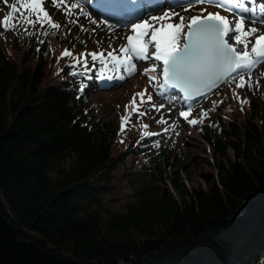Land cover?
Returning a JSON list of instances; mask_svg holds the SVG:
<instances>
[{"label":"trees","instance_id":"trees-1","mask_svg":"<svg viewBox=\"0 0 264 264\" xmlns=\"http://www.w3.org/2000/svg\"><path fill=\"white\" fill-rule=\"evenodd\" d=\"M15 20L11 35L0 28V210L20 238L100 264H264V209L233 226L209 221L264 187V91L239 111L228 101L237 100L236 82H224L220 117L186 122L211 147L214 170L189 188L183 153L148 150L151 139L134 121L132 139L118 144L122 121L89 117L79 91L88 82L70 74L68 57L58 59L66 47L87 46L86 32L36 23L28 35ZM55 54L62 69L52 74ZM120 165L130 166L123 176L135 199L111 211L103 199ZM166 180L174 194L156 184Z\"/></svg>","mask_w":264,"mask_h":264},{"label":"snow or ice","instance_id":"snow-or-ice-1","mask_svg":"<svg viewBox=\"0 0 264 264\" xmlns=\"http://www.w3.org/2000/svg\"><path fill=\"white\" fill-rule=\"evenodd\" d=\"M20 7L27 11L25 23V32L28 35L35 33L28 32L27 26H34L39 23L41 28L47 24L51 29H59L61 25L53 22L51 16L43 7L46 0H17ZM17 2L10 5L11 12L3 18V27L14 29L17 25L10 23L13 14L18 11ZM66 0H52V3L59 7ZM7 3V0H5ZM251 0H173L167 7L161 6L158 14L145 12L138 15L139 5L133 6L132 0H99L96 5L98 17H109L116 20V24L109 23L106 18H93L90 12L79 3H71L67 8L69 16L74 14L73 10L79 8L77 15L88 18L89 23L106 29L108 32L115 33L117 24L122 20H128L130 24L129 33L121 38L126 40L118 52L116 49L107 51H94L90 53H81L73 64L70 65L72 76L77 75L76 65L83 66L82 74L90 73L92 69L97 68L99 63L100 80H119L122 81L126 76L130 77L137 71V62L153 60L154 63L148 71L155 72L156 68L161 67L158 75L149 77L150 83L159 80L157 85L158 94L166 100H173L175 97L170 93L179 90L183 94V100L188 103L187 111H181L179 115L183 117L190 125H197L202 122V118L207 116V111L202 113L201 119H188L193 110L191 102L197 97L206 96L221 82H236L238 88H244L245 84L249 89L253 88L251 83V72L256 66L264 62V32H260L257 27L245 28V21L250 18L253 23L257 20L264 22V4L257 7H249ZM208 4L216 6L232 14V18L222 15L220 11L215 13L208 12L206 8H201L200 14L185 17L175 11V7H180L183 11H188L195 5ZM187 5V6H185ZM206 13V14H205ZM23 15V13H21ZM33 16L35 19H33ZM178 21L174 22V18ZM129 18H135L136 22H131ZM73 23L77 21H72ZM121 26H124L121 24ZM82 31H88L81 26ZM93 28L91 31H95ZM259 32V34H257ZM47 36L51 33L45 31L42 33ZM255 37L254 42L250 39ZM183 40L181 44L180 41ZM234 41L230 43L229 41ZM43 43V41H41ZM243 45V51L238 50V46ZM154 51L149 55V48ZM73 53L65 49L62 57H71ZM91 58L92 67L89 68ZM156 62H160L157 64ZM249 79L246 81L245 76ZM92 79V76H87ZM259 81H257V86ZM84 85L79 87L83 91ZM146 91V90H145ZM140 97V103L137 104L136 96ZM237 99L239 96L234 93ZM145 92L137 93L133 96L130 104L132 111L145 115L140 111L143 104L146 103ZM151 95L147 96V101H152ZM247 100H241V104L247 103ZM127 110V105L125 106ZM152 108H164V104ZM215 107V102L213 103ZM242 110V109H241ZM170 111V109H169ZM121 130L130 122L128 115L121 117ZM163 117L157 123H164ZM145 129L149 126L143 125ZM167 131V129H164ZM143 135H159L158 133L145 132ZM143 138V137H142Z\"/></svg>","mask_w":264,"mask_h":264},{"label":"rangeland","instance_id":"rangeland-1","mask_svg":"<svg viewBox=\"0 0 264 264\" xmlns=\"http://www.w3.org/2000/svg\"><path fill=\"white\" fill-rule=\"evenodd\" d=\"M170 1L171 0H167L168 4L170 3ZM14 2H17V0H7V3H5V0H0V28L5 30L8 35H11L14 30H16V27L14 29L10 28L6 30L1 23L2 16H4L6 10L4 6L7 7L6 15H9V13L11 12L10 5ZM71 3H79L83 5V7H85L90 12V15H92L93 18H103L98 17L97 14L92 11L91 8V4H98L99 0H66V2L60 4L59 7L55 6L52 3V0H46V2L43 4V7L48 12L49 16H51L53 22L59 23L61 25V27L58 30L56 29V31L62 33L66 25L72 28L79 29H81V26H83L85 29H88V31L84 32H86L87 34L86 42H90L92 46L91 52L103 50L105 56L107 55V51H110L112 49H116L118 52L119 47L122 44L126 43V40L122 39L121 37L125 34H130V24H123L124 26L117 24L115 33L108 32L102 27L90 24L88 18L77 15L79 13V8L73 10L74 14L72 16H69L67 8ZM262 4H264V0H251L249 7H257ZM167 5L165 7H167ZM206 5H195L188 11H183L180 7L177 6L175 7V11L185 17H191L192 15L200 14L201 8H206L208 12L215 13L217 11H220L222 15L229 16V18H232L231 13L219 9L213 5H210L211 7H208ZM17 8L18 11L13 14V19L10 21V23H14L15 19L18 16L22 15L21 13H23V15L20 17L21 19L25 20L27 16V11L21 8L18 2ZM148 13L158 14V10ZM33 19H35L34 16ZM72 21L77 22L73 23ZM176 21H178V17L174 18V22ZM109 23L116 24V22H113L111 20H109ZM252 26L257 27L260 32H264V22H260L259 20H257L255 23H253L250 18H247L245 21V28L247 29L248 27ZM93 28L96 29L94 32L91 31V29ZM257 34H259V32ZM250 39L252 40V42H254L255 37L253 36ZM230 42L234 41L230 40ZM180 43L182 44L183 40H181ZM4 45L10 47V44L8 43ZM65 49L72 51L69 48H64L63 52ZM238 50L243 51V45H239ZM152 51H154V48H151L149 55ZM20 53L21 52L18 53L16 51V53L14 52V55H18ZM61 54L58 55V59L64 58L61 56ZM79 56L80 55H77L76 57L71 56L68 57V59L69 61L74 62V60ZM56 57L57 54H55L54 62H56L54 63L52 70L50 68V70L48 69L49 73L53 74V71H55L56 69H58V71L62 69V62L56 60ZM133 62L137 65L136 73L131 75L130 77L126 76L125 79L122 81H108L97 79L96 77L99 74L100 67L99 63L97 62V68L92 69V71L90 72L92 79H89V83L84 86L82 92L80 91V95L82 96V99L85 103L84 107L88 112L89 117L93 120L103 121L111 126H115L118 125V123L121 121V117L123 116V110L126 111L125 106L127 105L128 114L130 113V122L129 124L125 125L127 126V128H125V134H118L116 142H118V144H126L128 141H130L132 139V128H134L133 124L135 123L136 125L141 127L139 128V131L142 136L151 137V140L149 141L150 145L148 150L159 152L162 154L183 153V155L186 156L184 159L185 166L182 174L187 187L190 188L195 185L203 186L205 183V176L214 172L212 168L213 166L209 164V161H212V151L210 149L211 147L206 142H204V140L199 135H197L195 131H193L192 129H187V121L179 115L181 111H187L189 102L184 101L181 93L177 90L170 93V95H173L175 97V99L171 101L166 100L164 97L158 94L157 85L159 83V80L152 81L150 83L149 77L153 75H158L162 70L161 67L158 66L155 72L148 71L145 74V69H149L151 67V65L154 63L153 60L137 62L134 59ZM156 63L159 64L160 62ZM88 66L89 68H91L92 63L89 62ZM76 69L82 73L84 72L82 64L76 65ZM86 74L88 75V73ZM245 77L249 79L247 75ZM69 79L73 80L72 78ZM257 81H259L258 86ZM251 83L253 84V88L249 89L248 87H246L244 90L238 88L235 83L233 89L238 91L239 99L236 98L237 100H228L229 105H232L233 108L238 107V110L240 111L239 108L244 109L248 106L249 99L253 95V93L260 94L264 91V62L258 64L256 68L252 70ZM215 90V92L211 91L203 99L197 102L200 103V106L195 110V113H193L194 109L192 110V112L188 116V119H201L202 113L205 111H207L208 115L203 117L202 120H204L205 118L214 119L220 117L217 112V108L219 105H221V99L225 96V88L222 85L221 87H218ZM140 92H145L144 99L146 103L143 104L140 108V111L145 113V115L143 116H140L137 112H133V106L130 104V101L133 99V96ZM148 95H151L153 97L152 101L150 102L147 101ZM207 97L208 100L204 101ZM209 98L211 99L209 100ZM241 100H247L248 102L241 104ZM136 101H138L137 104L140 103V97L138 95L136 96ZM214 102L215 107H213ZM153 103L157 106H159L160 104H164L165 107L159 108V110H157V108L151 107ZM191 104L193 105V101L191 102ZM238 110L234 112H237V114H239L240 112ZM161 117H163L164 121L166 122L157 123V121L161 120ZM132 121H134L133 124H131ZM145 124L149 126L147 129L143 127V125ZM164 129H167V131H164ZM145 132L158 133L159 135H143ZM129 167L130 166L120 165L115 171L113 191L112 193L105 195L103 199L104 202H107L106 205L108 210L124 211L126 205L134 201L135 199V185L131 184L130 181L123 176V174L126 172V168ZM156 180L159 179L156 178ZM156 184L166 192H171L172 190V193H175L170 180H166L165 183L158 181L156 182Z\"/></svg>","mask_w":264,"mask_h":264},{"label":"water","instance_id":"water-1","mask_svg":"<svg viewBox=\"0 0 264 264\" xmlns=\"http://www.w3.org/2000/svg\"><path fill=\"white\" fill-rule=\"evenodd\" d=\"M222 83V82H221ZM220 83V84H221ZM219 84V85H220ZM201 97H197L199 99ZM264 209V187L248 192L240 206L235 210L216 215L209 221L220 227L233 226L241 220L260 213ZM0 264H100L83 262L71 258L59 257L48 252L32 240L18 236L17 227L0 210Z\"/></svg>","mask_w":264,"mask_h":264},{"label":"bare ground","instance_id":"bare-ground-1","mask_svg":"<svg viewBox=\"0 0 264 264\" xmlns=\"http://www.w3.org/2000/svg\"><path fill=\"white\" fill-rule=\"evenodd\" d=\"M230 43H233V42H230ZM149 50H150V48H149Z\"/></svg>","mask_w":264,"mask_h":264}]
</instances>
